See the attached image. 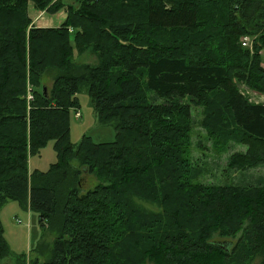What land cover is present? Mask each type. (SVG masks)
<instances>
[{
    "label": "trees",
    "instance_id": "1",
    "mask_svg": "<svg viewBox=\"0 0 264 264\" xmlns=\"http://www.w3.org/2000/svg\"><path fill=\"white\" fill-rule=\"evenodd\" d=\"M29 5H64L0 0V206L17 200L55 233L33 264H264V185L193 181L186 157L194 105L215 145L246 146L229 168L264 164V101L238 87L264 94V0H73L52 27L31 24ZM74 49L96 64L76 62ZM82 86L113 140L70 142ZM48 139L57 161L30 172L28 155ZM81 164L103 181L85 193ZM239 230L231 247L213 237ZM9 254L0 220V261Z\"/></svg>",
    "mask_w": 264,
    "mask_h": 264
},
{
    "label": "rangeland",
    "instance_id": "2",
    "mask_svg": "<svg viewBox=\"0 0 264 264\" xmlns=\"http://www.w3.org/2000/svg\"><path fill=\"white\" fill-rule=\"evenodd\" d=\"M64 5L58 12L49 14L47 11L33 8L29 5L28 14L31 18V24L35 26L52 27L58 26L65 17V6L73 0H61ZM248 36L247 46L252 47V39ZM251 49V48H249ZM263 58L264 49L259 51ZM73 59L78 63L96 64V57L89 50L79 53L73 50ZM44 84L49 88L52 82L50 76L43 79ZM239 90L247 95L252 101H264V94L251 90L244 84L238 85ZM79 101V116L75 115V109H70V142L77 145L84 135L91 136L95 142L111 141L114 139V126L112 124H100L92 107V102L82 86L76 93ZM35 101L32 93L26 94V110L29 111L32 103ZM191 128L188 133V147L186 157L193 166V175L196 177L193 181L202 182L205 185H235V186H261L264 185V164L259 166L233 170L228 167L230 155L235 151H244L246 146L243 144L229 141L227 143H217L208 136L206 130L202 127L203 108L201 106L191 105ZM57 161V152L55 149V140L48 139L37 152L28 155V169L34 171H48L51 165ZM73 165L80 166L77 159H72ZM84 171L79 175V192L85 193L87 190L95 187L103 181L94 175V172L87 171L88 165L81 164ZM199 174V175H197ZM149 210H156L154 204L141 202ZM148 209V210H147ZM0 220L2 223L3 237L8 245L10 254L4 257L0 264H22L17 260L22 256L23 264H33L34 259L43 261L47 259L48 251L51 249L52 240L55 233L49 228L42 227L38 221V212L33 209H26L17 200H7L0 206ZM242 231L239 230L234 237L221 238L214 235L218 242L226 243V246H233L239 238ZM243 242L247 243L246 240ZM41 246L43 252H40ZM25 260V263H24ZM259 261H257L258 263ZM255 263V260L254 262ZM252 263V264H253ZM256 263V264H257Z\"/></svg>",
    "mask_w": 264,
    "mask_h": 264
},
{
    "label": "built area",
    "instance_id": "3",
    "mask_svg": "<svg viewBox=\"0 0 264 264\" xmlns=\"http://www.w3.org/2000/svg\"><path fill=\"white\" fill-rule=\"evenodd\" d=\"M252 38V37H251ZM253 39V38H252ZM240 42H241V45L242 46H244V47H248V48H252V47H249V46H247V44H248V36L246 35V36H242L241 38H240ZM75 115L76 116H79V112H78V110L77 111H75Z\"/></svg>",
    "mask_w": 264,
    "mask_h": 264
},
{
    "label": "water",
    "instance_id": "4",
    "mask_svg": "<svg viewBox=\"0 0 264 264\" xmlns=\"http://www.w3.org/2000/svg\"><path fill=\"white\" fill-rule=\"evenodd\" d=\"M226 243H224V242H221V246H225L226 247V245H225Z\"/></svg>",
    "mask_w": 264,
    "mask_h": 264
}]
</instances>
